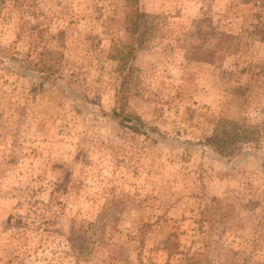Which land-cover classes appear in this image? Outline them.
Segmentation results:
<instances>
[{
    "label": "rangeland",
    "instance_id": "rangeland-1",
    "mask_svg": "<svg viewBox=\"0 0 264 264\" xmlns=\"http://www.w3.org/2000/svg\"><path fill=\"white\" fill-rule=\"evenodd\" d=\"M0 264H264V0H0Z\"/></svg>",
    "mask_w": 264,
    "mask_h": 264
},
{
    "label": "trees",
    "instance_id": "trees-1",
    "mask_svg": "<svg viewBox=\"0 0 264 264\" xmlns=\"http://www.w3.org/2000/svg\"><path fill=\"white\" fill-rule=\"evenodd\" d=\"M140 16H144V14L138 13L136 18L138 19V17ZM130 52H131V48L124 52L116 50L115 56L117 57V60L119 62L118 68L122 72L119 90H118V92H120L121 95L119 99L120 103H118V105L112 109L113 115L121 116L124 120H128V121H130L133 116L123 111V104L121 103V101L123 99L122 92L127 87L128 81L132 78L131 77L132 69L129 65H127V60L130 55ZM48 60H50V58H48ZM41 68H44L46 70L47 66L45 64H42ZM230 123L232 126L228 125ZM134 128L137 129L138 127L134 126ZM242 131H245V129L239 132L235 123H232L231 121L220 118L213 130V133L206 138V142L210 144L212 147H214L215 149L220 150L228 146L229 143L234 142L239 138H242V135L244 137V134L242 133Z\"/></svg>",
    "mask_w": 264,
    "mask_h": 264
}]
</instances>
